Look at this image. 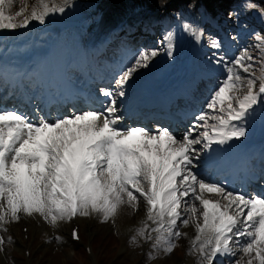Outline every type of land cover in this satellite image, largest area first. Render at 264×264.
I'll return each instance as SVG.
<instances>
[{
	"label": "snow or ice",
	"instance_id": "1",
	"mask_svg": "<svg viewBox=\"0 0 264 264\" xmlns=\"http://www.w3.org/2000/svg\"><path fill=\"white\" fill-rule=\"evenodd\" d=\"M12 3L0 0V30L24 28L30 20L43 24L49 13L65 10L64 6H49L39 0L42 10L34 8L30 16L17 22L25 9L8 15L5 7ZM184 28L191 30L188 24ZM254 39L260 42L257 48L264 45V36L256 34ZM211 46L220 45L212 41ZM156 55V50L139 52L134 65L116 81L117 95H125L122 86L138 69L147 68ZM254 60L244 49L231 60L221 57L214 61L223 65L224 79L212 92L207 108L221 114L199 115L198 119L204 121L200 127L205 128L199 136L192 135L195 126L180 139L167 128L158 134L142 127L126 128L120 123L122 117L116 115L115 99H109L101 111H84L53 122L42 119L35 124L15 109H0V227L18 221L21 213L39 214L52 225L77 215L94 214L107 222L121 205L136 209L142 198L147 206L146 220L137 234L151 240V233H156L153 248L164 244L163 251L172 253L175 244L171 238L182 236L176 230L177 221L188 226L192 220L196 230L192 250H198L206 264H223L222 258L234 257L236 244L248 257L246 264H264V196L227 191L206 182L197 170L200 151L244 137L243 122L255 113L254 106L264 104V66L256 76L251 63ZM241 70L251 78L244 77ZM241 88H246L242 95ZM101 92L106 98L113 96L108 90ZM209 120L215 123L209 124ZM234 121L241 124L237 126ZM202 140V148H197ZM212 159L206 156L204 166H210ZM205 193L221 196L227 203L205 198ZM185 213L187 218L181 219ZM72 237L79 239L75 230ZM4 243L0 237V245Z\"/></svg>",
	"mask_w": 264,
	"mask_h": 264
},
{
	"label": "rangeland",
	"instance_id": "2",
	"mask_svg": "<svg viewBox=\"0 0 264 264\" xmlns=\"http://www.w3.org/2000/svg\"><path fill=\"white\" fill-rule=\"evenodd\" d=\"M105 1L106 0H67V3H65V0H45L49 6L55 5L65 7V5H69L67 8L74 7L75 10L72 12L66 9L67 13L63 16H54L53 13H49L48 16L51 18L46 21V16L44 24H41L39 21L30 20L29 25L46 26L49 31L50 28L56 24H59V26L76 24L79 25V32L82 30L83 35L85 30L84 25L86 23L85 19L87 17L91 19L92 17V23L94 26L93 30L99 31L103 29L102 27L105 24L103 19L99 17L97 10L103 8L102 5ZM111 1L118 5V10H123L122 12H118L112 16L110 21L113 25H118L117 22L122 23V21L125 20V16H130L129 14H126L128 9L133 13H137L139 11L145 12L143 13L144 16H147L148 14L153 15L154 13L156 18L161 14V12H164L165 15H168L169 17L171 16V18L173 16V18L178 20L180 25H190V22L182 16L180 18V12H178V10L170 8L169 3L173 0H169V3H167L168 0H166L163 6L161 8L158 7V9H155L154 4L148 3V0ZM205 1L209 7L211 6L212 11L215 12L213 14L211 9L209 10L210 21L213 18L216 20L217 24L214 25L208 21L209 26L211 25L213 29V33H210L211 35L208 37V45L203 46L204 57L202 59V63L204 71H208L210 74L207 73L208 79L205 80L203 90L200 91L201 96L204 93L205 97L202 99L204 100L203 105L201 104V108L198 110L199 114L196 115V112L191 114L192 120L187 122V124L189 122L190 124L186 126V129L189 130L195 126V131L192 133L193 136H199L200 133L205 131V128L200 127L204 121H200L198 119L199 115L205 112H207L209 116L221 114L207 108V103L210 100L212 92L216 89L218 83L224 79V73L222 71L223 65L215 64V60L221 57H224L226 60H231L235 56L240 55L244 49H248V54L255 57V60L251 61V63L253 64L252 71L256 76L260 75V68L261 66H264V45L257 48L256 45L260 42L254 39L256 34L264 36V0H254L250 3H239L237 2L238 0H233V3L229 2V0ZM173 2L182 6L183 10L188 9V13L192 14L195 18L194 24L196 26L202 23V19L203 22L206 21L207 18L204 13H199L198 10H194L193 12L189 10L190 6L186 5V0H174ZM12 5L13 7L9 10V12L7 10L5 11L6 14L14 16L21 8L25 9L23 15L16 18L17 22L22 20L24 16H30L31 11L34 8L37 11L42 10L39 0H13ZM218 6L221 7V12L219 14L217 12ZM53 21L56 22L54 23ZM135 21H138V19ZM123 23H127V21H124ZM149 24L153 26L150 28L153 35V41L150 45L144 46L143 48L144 51L156 50L158 54L159 49L163 48L164 42L162 35L163 31H166L165 25L162 23L161 18L158 19L156 23L150 22ZM217 25H220L221 29H223L224 37L218 35L216 28ZM134 26H145V24L142 25L137 23L134 24ZM155 26L157 27L155 28ZM159 26L161 27L158 28ZM254 26H259L258 32H255L256 30ZM27 27L15 29L14 32L19 31L18 34L20 36L25 35L29 32ZM122 39V42H124V40L126 41L123 44L126 48L130 49L133 47L132 42L124 38ZM147 40H149V38H147ZM155 40L157 43H154ZM212 41L218 42L220 45L219 48L212 47ZM170 45H172V43ZM138 49L140 50L142 48ZM140 51H138L136 55L129 60V63H127V65L123 68L124 70H121V75H117V79L122 76L123 72L127 68L134 65L135 59L138 57ZM155 58H157V55L151 58L149 62H152ZM245 62L249 63V61ZM89 67H91V65ZM141 69H138L135 73H133V79L137 77L136 74ZM241 74L246 78H251L248 73H243L242 70ZM113 80H116V78ZM214 84L216 85L212 86ZM245 91L246 88H241L239 94L242 95ZM4 92L5 90H3V93L0 92V96H2V94L4 96ZM4 98L7 99V97ZM116 100L121 102L118 106L119 109L123 111L126 110L125 101L127 100L125 95H118ZM197 100H199L198 97ZM28 102H30V100H28ZM32 111L38 115L36 107H33ZM208 123H215V121L209 120ZM185 133L186 132H183V134ZM183 134L182 131L177 134V139H180ZM203 143L204 141L202 140V144L198 145V148H202ZM199 158L201 163L199 164L200 167L198 171L200 172L201 178L206 182L215 183L225 188L224 185L227 183L229 177L220 178V180H217L218 178L216 177L215 180H212V173L210 170L205 171L203 169L202 162L205 159L204 150L200 151ZM234 189H238L236 184ZM204 195L205 197L212 199L217 198L216 194L205 193ZM184 218L185 217L182 215L181 219ZM30 222L31 224H29ZM72 223L71 220H63L58 221L56 225H52L48 221H45L39 214L28 216L21 213L18 221L9 222L0 227V237L5 239V243L0 245V264H159L158 260L160 258H162V262L160 264H190V261H188L190 259L185 256L189 241H185L184 239L181 240L182 236L179 239L174 237L171 238L172 242L175 244V248L172 253H165L163 251V247L165 246L164 244L158 248L152 249V245L155 241L146 245L145 241H143L146 240L144 237L137 236L136 232L133 233L131 231L124 230L123 228L125 226L119 225L114 217L109 219L107 222H102L99 214H94L88 217L77 215V220L72 221ZM74 226L78 227L79 237L81 238V241L77 243H73L70 239V230ZM136 228L138 229L140 227L134 225V230H136ZM4 229H6V231ZM183 229H185V226L178 221L176 230L183 233ZM151 235L153 236L155 233H151ZM134 236L137 238L135 240L136 243L132 242V238ZM8 237L12 238L11 241L8 240ZM57 237L60 239H57ZM22 240L31 244L30 247H27L29 255L24 254L23 249L19 246V242ZM86 247H90V254L86 252ZM233 247L238 248V254H236V256L232 259L222 258L223 264H230V262H234L235 260H240L241 264H246L248 257L241 253L240 247L237 244L233 245ZM149 253H151V258ZM198 256L199 252L196 254V258ZM217 264H220V262Z\"/></svg>",
	"mask_w": 264,
	"mask_h": 264
},
{
	"label": "bare ground",
	"instance_id": "3",
	"mask_svg": "<svg viewBox=\"0 0 264 264\" xmlns=\"http://www.w3.org/2000/svg\"><path fill=\"white\" fill-rule=\"evenodd\" d=\"M166 0L163 1H157V0H148V3H152L155 5L156 8L158 7H162L163 4L165 3ZM174 1V0H173ZM170 2L169 0L167 1V3H169L170 8L176 9L178 10V12H180V16H182L184 19H186L187 21H191V28L194 26V21L195 18L192 16V14L188 13L187 9L183 10V7L177 5L176 2ZM186 5L190 6L191 11L192 8L196 7V3L195 0H186ZM116 8H115V7ZM172 6V7H171ZM13 7V5H11V7L6 6L5 11L7 10L9 12V10ZM103 8L98 9V15L99 17H101L102 19H108V18H112V16H114V14L118 13V12H122L123 10H118V5L115 2H112L111 0H106L104 2V4L102 5ZM75 10V8L72 10V12ZM67 13V10L65 9L64 12H57V15L59 16H63ZM156 17H151L149 18L148 22H154V19ZM93 21V19H92ZM91 21V22H92ZM161 21L163 22V24L165 25V28L167 29V32L170 31V29H172L170 31V33L168 34V37L172 40V42L174 43L172 48L169 50L171 52V55H169V51L167 53H162L161 57L158 59L157 62H154L153 64H151L149 67L146 68L145 72H142L140 75H144V73L147 72H152L154 71L155 74H157L162 81H164L165 83L169 82L171 80L172 74L173 72H176L178 70H181V66H184V53H181V49H185L183 46V43L187 40H192L193 41V37L189 34V31L184 30L183 26H181L179 24V22L176 21L175 18H171V16L169 17L168 15H164L161 19ZM134 26H129V29H132ZM100 28V27H99ZM52 30H54V37H51L49 39V43L51 45L50 51L55 50V56L60 58V53H61V38H66L67 40L69 39V41L71 42L72 46L74 47V49L76 50L77 55H82V51H81V47L79 44V40L81 38L80 34L81 32H79L80 28L79 25H72L70 26L66 31L61 32L62 28L58 27V26H54L51 28ZM13 32V30H11ZM79 32V33H78ZM178 32V34L182 35V39L180 37L176 38L175 34ZM10 35V31L8 30H0V38H3V42L2 44H4L5 39ZM167 36V35H165ZM32 43H24L20 49H24L27 46H30ZM36 44H38L36 42ZM175 47V49L173 48ZM11 49H16L17 48V44L15 43V41H11ZM182 50V52H183ZM197 54V49L194 48L193 52L191 53V55L193 57H195V55ZM44 55L42 53H37L35 55V60L37 62L42 61ZM67 61L62 62V65L65 66ZM193 65H195V62L193 63ZM50 69H48V73L47 74H43L44 78H45V82H47L48 84H52L53 83V77L50 74ZM63 68L59 71H62ZM59 71H57L59 73ZM57 73V79L59 78ZM59 81V80H58ZM104 85H108L107 82H103ZM126 85L124 84L123 90L124 92L126 91ZM114 90V95L116 97H118L117 93L119 91V87L117 86L116 82L113 83V85L111 86ZM130 88V87H128ZM10 94V92H6L5 96H8ZM37 95L43 94V92H36ZM49 98L51 99V95L49 96ZM117 102V101H116ZM16 104H18L21 107L23 106L22 101H15ZM121 102H117V107ZM103 104L105 105V103L99 102L97 99H95L94 97L90 98L89 100V105L88 106H83L85 108V110L83 111H101V109H103ZM75 106H77L76 104H74ZM134 105V102L132 103L130 99L127 100V107L126 110H120L118 107V112L116 113V115H119L122 117V119H131V114H132V106ZM131 107V110H130ZM80 108V107H78ZM78 108H75L74 111L78 110ZM256 108V107H255ZM78 113L79 110L77 111ZM187 114V111L185 110V116ZM255 114H260V117L258 119H252L251 125H249L248 127H245V132L246 135L244 137H241L239 139H232L230 141H228V143L226 145H219L218 148H213L211 146L210 149L204 150V155L206 156H212V162L210 164V166L205 167L204 163L202 162L203 168L205 170H207V168L212 169L213 171H211L212 173V177L214 178L217 177L218 175L222 174V172L225 169V165L224 163H226L227 159L224 156V152L220 151L221 147H226L227 145L229 146H233L235 145V147L237 148V153L239 151L238 148V143L245 141L248 138H253L255 137L258 133H264V104H260L259 108H256L255 113L252 115L254 116ZM107 115V113H106ZM120 123H122L120 121ZM198 148V145L196 146ZM215 150V151H214ZM201 163V161L199 160L197 162V170L199 169V164ZM215 174V175H214ZM230 178L231 179H236L238 178L240 181H242L243 179H248L249 180V187H252V183H251V177L248 175L247 172L243 171L242 173H240V175L242 176L241 178L238 177V173L237 172H232L229 173ZM260 180H264V173H260L259 176H257ZM227 190H230V187H227ZM238 192L242 193L245 195V190L241 191L238 188ZM135 195L138 196L137 193L134 192ZM247 194V193H246ZM247 196V195H246ZM218 200H220V202L222 204L227 203V201L223 200L221 196L217 195ZM140 202L138 204V207L136 209H133L132 207H130L127 204H123L120 206L119 210L117 211V214L115 215L114 219L119 223V225H124L125 227L123 228L124 230L127 231H131V232H136L137 230H134V225L138 226V227H143L144 221L146 220V203L143 201L142 198H139ZM197 207L199 208V203L196 202ZM197 215L199 216V212L197 213ZM185 218H187V213H185L183 215ZM201 222H202V217L200 218ZM31 224V222L29 223ZM148 224L150 227H155V225H153L151 223V221H148ZM122 229V230H123ZM137 229V228H136ZM182 238L181 240H185V241H192L196 235V230H195V226L192 222V220H189V224L188 226H185V229H183L182 231ZM157 235V234H156ZM137 239V238H136ZM135 239V240H136ZM145 241L146 245L152 243L153 241H155V238H152L151 240H143ZM142 241V242H143ZM132 242L134 243L135 241L132 240ZM136 243V242H135ZM19 244L21 245L22 243L19 242ZM127 244V243H126ZM239 246V244H237ZM155 249V248H153ZM188 249V248H187ZM186 249V257L189 258L190 260V264H206V261L203 259V257L199 256L196 258V254L198 253V250H193V251H188ZM237 247L234 248L233 250L235 252H237L236 254H238L237 251ZM242 253V252H241ZM243 254V253H242ZM195 256V259H194ZM236 256V255H235ZM228 259H232L233 257H226ZM162 262V258H160L158 260V263L160 264ZM193 262V263H192Z\"/></svg>",
	"mask_w": 264,
	"mask_h": 264
}]
</instances>
